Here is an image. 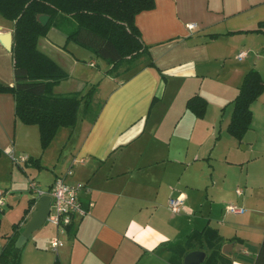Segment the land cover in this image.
Instances as JSON below:
<instances>
[{"label": "crops", "instance_id": "1", "mask_svg": "<svg viewBox=\"0 0 264 264\" xmlns=\"http://www.w3.org/2000/svg\"><path fill=\"white\" fill-rule=\"evenodd\" d=\"M263 22L264 0H155L135 16L149 57L138 59L127 77L106 73L104 60L66 42L54 27L39 37L38 49L68 74L53 92L83 94L95 85L92 107L101 108L90 122L81 106L76 124L56 132L65 140L58 154L64 171L53 180L86 184L80 201L89 212L59 234L63 243L55 251L53 227L48 248L56 256L32 252L30 264H53L56 257L61 264H183L185 254L176 249L189 236L186 254L202 250L206 259L220 236L232 248L230 255L220 250L217 264L252 263L264 237V91L250 105L251 124L241 140L227 126L244 74L255 69L264 80ZM12 31L0 15V33ZM0 83H14L11 48L1 40ZM194 95L207 102L203 117L186 108ZM14 106L13 95L0 92V184L16 174L9 152L31 157L18 130L39 141L37 125L34 131L17 119ZM38 154L35 140V159ZM51 183L37 184L46 190ZM28 189L0 208V251L25 209L15 240L31 217L38 197ZM175 196L183 199L178 213L168 205ZM231 203L244 211H227ZM6 218L11 225L3 230Z\"/></svg>", "mask_w": 264, "mask_h": 264}, {"label": "trees", "instance_id": "2", "mask_svg": "<svg viewBox=\"0 0 264 264\" xmlns=\"http://www.w3.org/2000/svg\"><path fill=\"white\" fill-rule=\"evenodd\" d=\"M154 6L155 0H0V15L13 24L11 52L14 76L12 86L0 83V92L13 95L17 119L27 125H37L42 149L47 148L60 127L76 124L81 106L83 115L94 122L101 105L92 107L95 85L83 94L53 92V87L68 74L38 49L39 37H45L54 27L65 35L66 42L72 41L104 60L109 65L106 73H112L124 63L132 64L141 57H149L148 47L135 25V16ZM41 15L47 16L45 23L39 19ZM148 65L154 64L149 62ZM263 91L264 80L259 72L248 70L231 101L233 109L227 126L228 133L237 140H241L249 129L252 118L250 105ZM206 107V100L199 95L186 102V108L197 117H203ZM2 152L0 149V155ZM38 161V158L27 157L23 164L43 168ZM15 164L19 168L22 166ZM28 211L29 208L24 210V216ZM19 222L12 225L11 241L0 251V262H20L21 249L14 244ZM70 229L71 225L67 227ZM190 237L194 236H189L176 249L179 257L192 248ZM223 240L220 236L213 239V251L202 264H217ZM53 264H61L58 257ZM251 264H264V237Z\"/></svg>", "mask_w": 264, "mask_h": 264}, {"label": "rangeland", "instance_id": "3", "mask_svg": "<svg viewBox=\"0 0 264 264\" xmlns=\"http://www.w3.org/2000/svg\"><path fill=\"white\" fill-rule=\"evenodd\" d=\"M70 49H73V47L71 46ZM138 63H139L138 60L134 61L132 64L124 63L116 70H114L112 73L124 74L123 77H127L133 72L132 68L135 67ZM28 128H32L34 131L37 130L36 126L34 125ZM18 131L21 134L20 138L24 141V143L28 145V147H30V151L32 153L31 157L33 158L36 157L35 155V140H36V147L39 149V154L37 157L39 158L40 162L42 161L43 168H41L39 172L38 171L36 172L35 166L31 167L30 165L31 168H29L24 164H22L21 166L22 168H18L17 165H14L16 174L13 173L12 178L10 173L7 174V176L0 184V189L6 191V195H5L6 202H8L7 198H10L14 194H18V196L23 198V196L27 195V191L28 193L30 192L28 189L29 177H34L35 182L40 184L42 188H46L48 183L52 182L51 180H53V177L55 176L56 173L60 174L62 173V171H64L63 165L61 164V160L58 159V154L60 152V149L63 148V145L65 143V140H62L60 134L58 136L56 135V137L50 142V144L47 146L46 149H42L40 147V140L38 141L37 136L33 141L32 136H30L29 138L25 137V131L20 129ZM41 151L42 152L44 151L43 155ZM10 165L11 164L9 163V167ZM5 207L6 206H0V208H2L3 210H6L8 208ZM10 225L11 224L9 223L8 218H6L2 229L3 230L9 229L8 227H10ZM52 233H53V226L45 222V224L42 227L35 230L34 233L31 234V236L27 239V241L20 247L21 249L20 260L22 258V264H30V257L32 255V252L40 253L42 254V257L47 256V254H49L48 257L52 255L54 257L56 256V254L48 248L49 246L48 241Z\"/></svg>", "mask_w": 264, "mask_h": 264}, {"label": "built area", "instance_id": "4", "mask_svg": "<svg viewBox=\"0 0 264 264\" xmlns=\"http://www.w3.org/2000/svg\"><path fill=\"white\" fill-rule=\"evenodd\" d=\"M194 23L187 24L188 29H193ZM243 54L239 53V56ZM10 159L14 163L21 164L26 161V156L16 155L13 152H9ZM69 170L67 174H70ZM29 188L36 194L37 197L42 195H48L51 198L49 213L46 217V222L52 225L56 232L50 240V248L57 250L62 245V240L59 236L60 233H65L68 226L72 225L75 218H83L89 212V206L87 208L82 206L80 201V192L89 191V187L83 182L70 183L66 181L64 176H57L48 189H41L34 180H30ZM237 194H241L240 188L236 189ZM6 191L0 189V206L5 205ZM170 210L173 213L181 211L183 206V199L179 196L170 197L168 201ZM227 211L241 213L244 208L235 204H229L225 208Z\"/></svg>", "mask_w": 264, "mask_h": 264}, {"label": "water", "instance_id": "5", "mask_svg": "<svg viewBox=\"0 0 264 264\" xmlns=\"http://www.w3.org/2000/svg\"><path fill=\"white\" fill-rule=\"evenodd\" d=\"M39 19L45 23L47 16L41 15ZM11 33H0V40L10 49L12 47ZM51 198L48 195L39 196L35 202V208L31 213L29 221L26 223L25 228L19 233L15 240V247L20 248L27 239L31 236L32 232L42 227L46 222V217L49 213ZM232 243H226L222 246L221 252L225 255H230ZM205 259V252L202 250H192L185 254L183 264H201Z\"/></svg>", "mask_w": 264, "mask_h": 264}]
</instances>
